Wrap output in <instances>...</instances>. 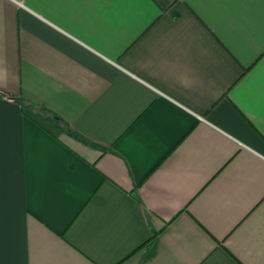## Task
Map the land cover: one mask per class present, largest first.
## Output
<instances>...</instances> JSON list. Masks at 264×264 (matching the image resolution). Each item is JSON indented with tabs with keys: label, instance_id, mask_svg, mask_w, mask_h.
Segmentation results:
<instances>
[{
	"label": "crops",
	"instance_id": "0c3cea01",
	"mask_svg": "<svg viewBox=\"0 0 264 264\" xmlns=\"http://www.w3.org/2000/svg\"><path fill=\"white\" fill-rule=\"evenodd\" d=\"M0 264H264V0H0Z\"/></svg>",
	"mask_w": 264,
	"mask_h": 264
}]
</instances>
